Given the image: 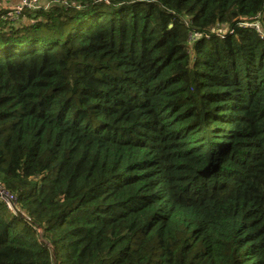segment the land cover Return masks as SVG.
Masks as SVG:
<instances>
[{
  "label": "trees",
  "instance_id": "1",
  "mask_svg": "<svg viewBox=\"0 0 264 264\" xmlns=\"http://www.w3.org/2000/svg\"><path fill=\"white\" fill-rule=\"evenodd\" d=\"M49 1L0 10V264H264V0Z\"/></svg>",
  "mask_w": 264,
  "mask_h": 264
},
{
  "label": "built area",
  "instance_id": "2",
  "mask_svg": "<svg viewBox=\"0 0 264 264\" xmlns=\"http://www.w3.org/2000/svg\"><path fill=\"white\" fill-rule=\"evenodd\" d=\"M49 3L44 2L43 0H19L16 4H6L0 3V10L4 11V18H9L11 20H15L20 17L26 9H37L39 7H49ZM262 14H258L255 17V20H247L248 22H243V25H250L257 29L259 35L262 39H264V24L260 21ZM0 200L5 202L7 207L17 214V210H20L23 213V216L31 220V217L25 213L17 201V196L10 192L6 186L0 181ZM39 236L42 240L43 232L39 229Z\"/></svg>",
  "mask_w": 264,
  "mask_h": 264
},
{
  "label": "crops",
  "instance_id": "3",
  "mask_svg": "<svg viewBox=\"0 0 264 264\" xmlns=\"http://www.w3.org/2000/svg\"><path fill=\"white\" fill-rule=\"evenodd\" d=\"M0 1H4L6 4H9V5H11V4H16L19 0H0Z\"/></svg>",
  "mask_w": 264,
  "mask_h": 264
},
{
  "label": "rangeland",
  "instance_id": "4",
  "mask_svg": "<svg viewBox=\"0 0 264 264\" xmlns=\"http://www.w3.org/2000/svg\"><path fill=\"white\" fill-rule=\"evenodd\" d=\"M44 2H47V3H49L50 4V1L49 0H43ZM0 3H5L4 1L2 2V1H0Z\"/></svg>",
  "mask_w": 264,
  "mask_h": 264
},
{
  "label": "water",
  "instance_id": "5",
  "mask_svg": "<svg viewBox=\"0 0 264 264\" xmlns=\"http://www.w3.org/2000/svg\"><path fill=\"white\" fill-rule=\"evenodd\" d=\"M18 215H23V213L20 210H17Z\"/></svg>",
  "mask_w": 264,
  "mask_h": 264
}]
</instances>
